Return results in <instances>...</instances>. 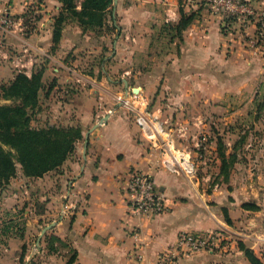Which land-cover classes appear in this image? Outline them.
Returning a JSON list of instances; mask_svg holds the SVG:
<instances>
[{"label":"crops","instance_id":"0c3cea01","mask_svg":"<svg viewBox=\"0 0 264 264\" xmlns=\"http://www.w3.org/2000/svg\"><path fill=\"white\" fill-rule=\"evenodd\" d=\"M247 1L254 15L216 12L210 0H114L108 20L112 21V15L118 25L113 39L110 34L84 31L77 20L67 19L55 42L62 2L0 0L1 14L10 12L19 18L32 8L38 11L30 29L21 23L11 29L1 26L2 76L13 79L19 72L31 76L39 66H48L43 92H57L66 101L53 100L51 107V95L44 94L41 116L48 119L47 124L80 126L84 134L82 148L66 160V216L54 218L55 201H51L47 205L51 211L46 209V214L30 220L36 227L40 218L53 216L50 221L57 222L53 232L78 252L75 264H251L240 241L250 242L258 255V245H264V228L262 233H216L213 249L181 250L173 261L160 262V253L175 247L183 231L201 232L220 225L231 230L222 209L234 216L231 207L237 202L217 201L221 198L215 190L254 187L257 159L254 154L249 163L238 160L229 179L222 173L220 159L197 167L196 175L189 174L151 145L120 101L119 90L121 82L124 93L132 88L146 98L156 95L157 101L169 96L167 104L157 102L154 108L161 118H170L176 130L182 128L184 136L209 135L215 141L219 134L229 144L253 139L263 123L257 115L263 104L256 96L264 89V19L260 22L258 13L264 10V0ZM182 6L186 12L197 11L198 16L179 40L167 34L164 26L179 22ZM105 116L108 119L100 123ZM240 153L234 150L233 156L240 159ZM132 169L152 173L166 198L165 212L145 215L131 210L125 187ZM24 178L28 177L19 173L10 190L0 187V204L15 197V186ZM29 189L22 188L24 192ZM214 201L219 205L215 207ZM29 234L4 236L0 264H34V255L28 261L34 254ZM67 251L49 252L44 258L48 264H66Z\"/></svg>","mask_w":264,"mask_h":264},{"label":"rangeland","instance_id":"374dc122","mask_svg":"<svg viewBox=\"0 0 264 264\" xmlns=\"http://www.w3.org/2000/svg\"><path fill=\"white\" fill-rule=\"evenodd\" d=\"M0 17H1V13H0ZM1 26L2 25L0 24V29L3 30ZM104 34H110L111 38L113 39L114 35L117 34V29L116 30L113 29L111 33L104 31ZM108 50L109 49L107 48V51ZM104 55L107 57L109 56V54H104ZM50 67L51 66H49V68ZM145 67L148 68V66ZM46 68H48V66L46 67L42 65L38 67V70L42 69L45 74ZM121 72L122 70H120V73ZM125 74L128 75L130 74V72H126ZM11 80L12 79L10 78H6L2 76L0 72V105L11 103L10 100H7L3 97L1 92V85L4 83H9ZM119 88L121 92L120 101L128 106L130 113L136 119L137 115L131 108V104L133 102V95L135 91L131 88V89H127V92L124 93L123 91L124 87L121 82L119 83ZM43 91H44V81H43V89L40 92V105L37 108V112L32 115V125L35 127L46 126L47 124L46 122H49L48 119H45L41 116L42 115L41 110L44 108V106L41 104L42 99L46 97L48 98L51 95V101L49 104L51 107H53V102H54L53 100L66 101V96H61V94H58L57 92L56 93L49 92L46 93L47 94L46 95L45 92ZM260 91L261 92L258 93V95L256 96V101L257 98L260 97L258 98V101L260 104H263V110L260 112V114L257 115L263 119L262 120L263 123L262 126H259L260 128L259 130L256 131L257 134L253 136V139L248 141H245L244 139H239L238 141L240 142H236V143L233 142L234 144L233 143L229 144L223 139V136H220L219 134H217L216 136L217 138L215 141H213L212 137H210L209 135L207 136L199 135L198 138L194 139V137L192 138L191 136H184L185 134L183 133V136H180L178 138L179 142H181V145L177 147H182L187 152L190 153L191 165H193L195 169L194 175H196L198 169L197 167L201 168L202 165L206 166L209 165L210 163H214L216 159H220L221 167H222L223 162H222V156L220 155L222 152H225L227 159H230V155L232 156L231 159L228 160L229 162L227 167V174L228 173L229 174L227 177H225V179H229V176L232 173L233 168L236 162H238V160H240L241 162L245 161L244 163H249L252 161L253 159L252 155L254 154H255V158L257 159L256 163L258 165L257 166L253 165L254 170L252 177L254 178V180L255 177H257V179L255 180L256 184L254 187H250L247 190L236 189L235 187L231 189L215 190L216 193L217 192L220 193V198H221L220 200L217 201L219 202L230 201L233 203L237 202L235 206H233L234 205L233 204L231 207V208H235V211L233 213L234 216H231L232 214H230L226 210L227 208L222 209V213H223L222 218H224L223 220L231 228V230H227L225 226L220 225L217 226V228H211L208 230L204 229L201 232L233 233L232 231L235 230L241 231L242 233L263 232L262 228H264V89L261 88ZM44 94L46 97L44 96ZM168 98L169 96L162 95L161 97H159L157 101V96L155 95L153 97L150 96L149 98H147V100L149 101V107L151 109H155L154 106L157 102L160 104H167L169 101ZM57 125L65 126V122L59 123ZM218 127L219 129L222 128V126L220 125ZM177 128L180 129V127ZM249 130L250 129L247 130V134H249ZM83 144H84V138L76 144V148L74 152L76 150L79 151L82 148ZM229 147H232V150H230L231 151L230 154H228ZM234 150L237 152L241 150L240 159L237 157V155L236 157L233 156ZM244 152L245 154H243ZM200 161H203V163L201 164ZM256 171L258 172V174H255ZM22 172L23 171L19 166L18 173L14 177H12L8 182H5L4 184H0V187L10 190L8 186L11 184V181L15 177H17L19 173ZM26 186L27 188H31V190L29 189L27 190V192H24L22 188ZM14 192L15 193L13 195L15 197L12 198L7 197V199L0 204V209H1L0 210V241H3L4 243L5 241L4 238H6L7 235H9L10 233H18L20 235L22 234L25 235L30 233L28 243L30 246L29 249L31 251H34L35 259L33 263L48 264L46 262L47 260L44 258L45 255L49 253L46 247L47 246L46 238L55 234L53 231H54V227H56L57 225V222L50 221V219L53 216L50 217V215H46L44 218H40L41 221L39 222V225L34 227L30 222V220H33L35 217L40 216V214L42 213L46 214V209L51 211L50 210L51 207L49 208L47 206L48 203H50L51 201H55L54 210L56 211L57 215H55L54 218L58 220L60 217L66 216V212H64V209H66V162L58 169L52 170L44 174L42 177H36V178L28 177L26 179L24 178L23 180H21L20 184L19 183L16 184ZM207 192L212 193L213 191L209 190ZM16 193L17 196L15 195ZM244 199L245 202H243ZM32 202L34 203V206L30 205V203ZM213 203L215 207L219 205L218 202L216 201H214ZM247 203L254 204L255 208L245 206V204ZM61 204H63V207L60 210ZM242 208L249 209L251 210V212H245L244 209ZM26 213L28 214L26 215ZM227 217L230 219L229 221L227 220ZM45 222L48 223L47 225L51 224L52 222H56V225L53 228L48 229L46 233L42 235L40 242H38V237L41 235L43 228L47 226L44 225ZM240 222L242 223L240 224ZM8 238L9 237H7V239ZM41 243L43 245H41ZM246 244L247 246H249L251 249L254 250V248L250 245V242ZM25 245H27L28 247L27 243ZM57 245H60V243H57ZM257 248H258V256L260 255L261 260L264 262V250H263L264 245L263 246L258 245ZM59 251H62L61 253L66 252V247L61 245Z\"/></svg>","mask_w":264,"mask_h":264},{"label":"trees","instance_id":"16d2710c","mask_svg":"<svg viewBox=\"0 0 264 264\" xmlns=\"http://www.w3.org/2000/svg\"><path fill=\"white\" fill-rule=\"evenodd\" d=\"M63 10L55 21L54 40L58 42L67 19H75L84 31H92L102 35L104 31L111 33L117 29L114 16L109 15L114 0H59ZM182 3V0H180ZM181 18L178 23H167L164 30L167 34L183 40V33L198 16L197 11L186 12L180 8ZM103 60V59H102ZM44 71L36 70L31 76L19 72L9 82L1 85V92L11 103L0 105V184L8 182L19 170L27 177H42L44 174L58 169L71 156L76 144L84 138L80 126H62L47 124L43 127L32 125V115L40 105V92L43 89ZM222 156V173L227 174L228 160L225 152ZM245 206L255 208L254 204ZM227 220L230 219L227 217ZM47 236V235H46ZM47 249L57 253L61 245L66 247L68 260L66 264H75L77 250L66 239L54 234L46 238ZM60 243V245H57ZM56 244V245H55ZM251 264H264L253 249L243 241L239 242ZM26 246L24 245V251Z\"/></svg>","mask_w":264,"mask_h":264},{"label":"built area","instance_id":"2783aa9c","mask_svg":"<svg viewBox=\"0 0 264 264\" xmlns=\"http://www.w3.org/2000/svg\"><path fill=\"white\" fill-rule=\"evenodd\" d=\"M210 2L216 12L228 15L238 12H246L248 15H254L255 13L254 8L247 0H210ZM258 13L260 16L259 21L262 22L264 10L258 11ZM37 15L36 8L30 9L19 18L10 12L3 13L0 17V24L11 29L21 23L22 26L25 25L26 28L30 29L35 23ZM131 108L136 113V121L142 132L150 140L151 145L158 149L162 155H166L171 162L176 164L177 168H182L187 173L194 174L195 169L191 165L190 153L182 147H177L178 137L183 136L185 131L182 132V128L179 131L176 130L170 119L161 118L157 114V110L149 107V101L141 92L134 93ZM125 189L128 203L134 213L156 215L165 212L168 208L166 198L158 189L156 180L150 171L132 169L129 172ZM66 211L67 208L64 209V212ZM216 241V233L183 231L178 237L177 245L160 253L159 260L162 263L173 261L181 250L187 253L211 250L214 248ZM33 255L30 254L28 261L31 260Z\"/></svg>","mask_w":264,"mask_h":264},{"label":"water","instance_id":"95a60500","mask_svg":"<svg viewBox=\"0 0 264 264\" xmlns=\"http://www.w3.org/2000/svg\"><path fill=\"white\" fill-rule=\"evenodd\" d=\"M107 119H108V116L103 117V119L100 121V123L106 121ZM97 126H98V124L94 125L93 128H95V127H97ZM88 136H89V133L86 134V138H85V149H86L87 146H88ZM55 225H56V222H52L51 224H49V225H47L46 227L43 228L42 233H41V235L39 236V242H40V240H41L42 235H43L44 233H46V231H47L48 229L53 228Z\"/></svg>","mask_w":264,"mask_h":264}]
</instances>
